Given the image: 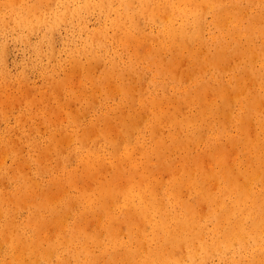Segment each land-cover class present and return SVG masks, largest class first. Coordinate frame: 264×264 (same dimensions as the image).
<instances>
[{
	"label": "bare ground",
	"instance_id": "obj_1",
	"mask_svg": "<svg viewBox=\"0 0 264 264\" xmlns=\"http://www.w3.org/2000/svg\"><path fill=\"white\" fill-rule=\"evenodd\" d=\"M211 1L212 0L0 1V34L4 35L7 30H12L15 32L17 39L27 41V43L32 46V50L36 56L45 55L47 53L49 58H53V60L57 56V52L54 50V44L52 45L55 31L63 23L73 24L75 22H77L81 28L86 29L88 26L86 22V13L96 10L97 13L101 15V24L99 27L97 26L96 29L94 28V34L90 36L91 42L89 43L91 46L82 45L76 50L69 51L68 56L70 59H73L71 61L72 71L76 70L78 73L82 72L83 76H81V74L77 75L81 76L83 79H81L82 81L79 80L80 77L74 79L76 81L78 80L77 82L80 81L81 85L79 86H82L80 91H84L83 86H85L86 80H89L92 86L90 87L92 88L90 91L96 88L97 91L99 90L101 92V96L98 95L100 96L98 99L99 104L105 103V109L101 110L97 114V117L93 121H90V124L86 128L79 127L80 120L77 116L79 113L76 114L74 109L73 112H67L70 122L75 128L69 131L67 128H63L65 131L64 134L61 130V133L58 131V134L60 136L63 134L62 139L64 138V143L62 144L65 145V148L62 147L64 150L66 149L67 156L72 154L74 159L72 162L73 164L64 161L62 155L59 154L62 151L61 149H63L61 148L62 144L60 143L61 140L59 135H57L59 138L56 137L60 141L53 135H50L47 144L46 140H32L31 148L37 152V156L32 157L30 153L27 159L16 161L18 174L14 173L15 177H12V183L16 190L15 193L17 197L13 198L14 195L12 198L13 200H17L16 204L21 200L24 201L29 206V212L26 220L18 228L17 225L14 224L15 221L13 223L12 220L16 215L13 212L14 216L11 214L13 217H10V221L12 222L6 221V226L2 228L0 233V247L3 245L4 249L0 248V264H208V262H212L214 259L217 261L213 264H225L227 261H224L228 257L230 259L242 258V260L248 257V259L250 258L249 264H257L255 261L262 259V264H264V149H262L264 147H262V143L259 141L260 139L258 140L259 135L256 139H250L247 132L248 127L251 125H248V120L250 121L252 118L249 119V116L252 115L256 119V124L260 127L261 132L259 131V133L264 135V23L260 20L264 12L261 15L259 11H254L252 15H248V17L250 16L249 18L245 17L246 20L248 19L247 22H245V20H243L245 15L243 11H245L248 6L246 8L244 5L243 8V0H226L222 5H215ZM249 1H247V5L251 4L252 6V4H255L254 2L249 3ZM229 2L235 4L238 8L242 7V9H238L236 15H234V13H236L234 10V13L230 14L231 9L228 12L227 8ZM209 7L211 9H217L216 15L214 16L216 17V22L220 20V22L229 21L230 23L228 22L229 24L223 28L220 27L219 33L208 37L213 40V43L211 41L210 44L215 46L211 51L208 50L210 51L208 56H211L208 60L209 63L207 64L206 61V64L203 66L201 64V66H197L185 74L183 73L184 78L187 76L189 80L188 84H184L183 86V80L185 81L186 78L182 80V75L179 77L177 76L178 74L176 73L178 70H181V68H177L178 70L175 71L176 69L174 67L179 66L175 64L177 61L175 58L181 57L182 59H179V61L183 62V49L187 50L190 55L188 57H190L191 60L195 61V58L198 57L197 52L199 51L196 52L198 48L193 49L197 44L193 45V47L191 44L196 40L201 44L206 36H204L203 27L206 25L205 13L208 11ZM232 7L233 9L235 8V6L231 5V8ZM250 8L249 11L251 13L253 10ZM223 23L227 24L225 22ZM145 25H147L146 27L148 28H150L151 25L155 27L154 31L149 30L147 32V36H150L148 37L152 42L150 44H153L154 41L157 43L156 48L150 51L151 54L146 52L148 54L146 56L144 52V56H142V54L137 56V59L144 58L142 62H145V64L141 63L140 65L138 64L139 61L131 59L126 60L125 63H119L117 60L118 57L116 56L117 54L111 57L108 50L110 42L112 44V42L114 43L119 39H123L124 44H127V47H129L128 44L131 42V39L136 42L133 38L136 33L140 35L145 32L143 29ZM108 30H113V37H110ZM33 34L38 35V39H41V41H30L29 38ZM144 34H146V32ZM140 37L141 36H136V39ZM142 37L144 39L146 35ZM148 38L146 40L149 41ZM248 40H251L252 44L254 40L255 42L259 40L261 43L256 45L254 42L255 45L252 46L248 45L249 43L251 44L249 41V43L245 44V41L248 42ZM209 41L207 40V42ZM3 42L4 39L0 37L1 48L4 46ZM135 42L133 44L132 42L130 43V45H132L130 50L132 49L134 54L136 53V49L134 48ZM204 45L205 44H203V46ZM224 46H226L225 49H229V52L230 50L232 52L234 51L239 56V61L236 58L238 61L237 63H233L234 58L232 61L230 60L232 66H229L230 64L228 65L225 62L224 65L226 64L225 67H231L230 69L232 72H239L235 74V86L247 90L244 96L241 97L236 88L232 96L226 98L227 95L229 96V94H227L224 97L226 88H230L231 86L229 85V87L227 83V87L224 89V86L221 84L225 91L219 89V94L224 97L226 104L222 106V109L217 108L216 110H212L210 106L209 113L202 110V107L196 112L191 113L184 112V114H178V112L176 114L174 113L175 110L174 112H170L171 110L168 112V110H166L168 107L165 109L164 104L169 101V103H174V107H177L178 104L176 105L175 103L177 101L176 96H181L186 99L188 103L200 100V92L208 81L206 76L207 70L212 80H215L218 84H220L221 81L223 82V74L225 70L228 71L229 69L228 67L224 70L223 60L225 59V61H227L229 60L228 58L231 59L230 56H232H229V52H227L228 58L226 60L225 57H227V55L224 54L225 57L220 55ZM151 47L152 45L149 48ZM202 47L201 50H199L202 51V55H206L204 54L205 47L204 49ZM123 52H125V50ZM164 53H167L168 57H163ZM199 54L201 55V52H199ZM237 54L236 57H238ZM219 55L222 57V63H220L221 65H218V67L217 64L220 61ZM82 58L87 61L86 64L83 63ZM173 59L176 61L174 60V62ZM198 59L200 58L198 57ZM188 60L189 59H187V61ZM101 62L104 65L100 68V74L94 75V68H96V66L98 68L97 63L99 64ZM255 63L258 64L257 68H255ZM177 64L179 63L177 62ZM100 65L101 64H99V66ZM179 67H181V64ZM173 68L175 69V77H177V80H175L173 75L171 76L172 79L169 78L168 81H170V84L167 93L166 84L168 81L164 76L167 77L166 71H172ZM187 69L189 70V67L185 70ZM65 70H67V68ZM67 71L70 72V70ZM67 71H65V73ZM242 71L246 72L248 77H251V80L255 82L256 88H254V90L251 89L252 91H248L246 88L250 82L247 81L246 76L240 75ZM76 72L75 74H77ZM73 73H71L72 76H74ZM66 74V76H62V78H64L61 83L55 86L58 90L59 86L68 85L71 80L72 76H70L71 78H67L68 73ZM144 75H146V77H144ZM233 75L234 73L231 74V76ZM131 77L136 78L135 80H137L138 85L146 81L150 90L148 92L137 91L139 92L138 95L136 96L134 93L135 96L133 97L132 94L135 91L132 90L135 89L131 90L129 84ZM47 78L49 77L47 76ZM68 79L70 80L68 81ZM131 79L133 80V78ZM13 81H15V79H13ZM72 81L73 80H71L70 83ZM76 81L75 83H77ZM212 83L210 82V84ZM72 84L74 85V81ZM142 84L141 86L144 85ZM210 84L208 82L209 86ZM75 86L77 87V85ZM145 86L146 85H144V87ZM43 88L45 89V86ZM212 88L214 89V87H209L211 92ZM24 89H26V87H23V90ZM112 90L114 94L118 96L119 102L117 103L119 104H106L109 98L108 93ZM144 90L146 91V87ZM209 90L207 89L205 91L208 92ZM90 91L89 95H92V100L90 98L86 99L89 105L91 104L94 107L93 96L95 94H90ZM205 91L203 93H205ZM57 92L58 91H56V94H59V92ZM84 92L86 93V91ZM30 93H32V91ZM72 93L73 92L67 93L64 98L67 101H71L73 98H78V100L82 98L85 100L84 95L81 97L78 93L80 96L78 97V95L76 96ZM216 94H218V92ZM37 95H40V93ZM208 95L210 94L207 93V96ZM41 96L43 97L44 94L40 95V98H42ZM47 96L51 98V95L48 93ZM47 96L45 97L47 98ZM112 96L110 97L112 98ZM171 96L176 98L174 102ZM32 97L34 98L33 93ZM45 97H43L42 100L44 99L45 101ZM35 98H37V96ZM61 98H59V100ZM96 98L97 97H95V99ZM34 101H32L33 104L35 103ZM39 102L32 106L36 107ZM204 102L206 103V100ZM123 103H136V109L133 113L121 117L119 115L118 118H120H116V120L118 119L117 124L119 125L120 122L123 128L121 127L122 129L120 131L116 130L118 131L117 134L112 133L113 135H111L109 131L110 127L108 126V124L110 125L112 122L111 120V122L109 121V118L111 119L112 117L110 115L122 109L123 107L121 108V105ZM172 103H170V105ZM182 103L179 102L180 105H183ZM200 104L202 105V103ZM58 105L60 106L61 103ZM70 105L68 104V106ZM185 106L186 104L184 107ZM232 106H237L238 108L235 118H231L234 120L232 123L238 131V135L233 139L236 142H240L241 145L249 147V149H251L249 152L253 153L255 161H248L249 164L243 167L239 164L237 170L235 168L236 171L232 168L234 170L233 172L231 171V167V170L227 167L226 158H224L227 154L226 150L220 149L221 147L223 148V146L219 148L217 146L219 142H217L216 145L213 144L212 141H209L208 150L206 152L202 151L204 152V156L207 155V152L209 153L211 156L210 160L215 166H210L208 169H205L204 159L207 158L203 159L204 162L202 160L204 163L203 167L200 159H198L200 157H194L192 155L193 152L191 153L189 151L190 146L191 144H193V147L197 146L194 145L202 137L203 133H201L202 131L200 132V130H203V128L204 130L206 129V140L219 137L222 132L221 130L226 125L225 120L227 119L223 118V120H219L220 125H217L215 122H212L210 115L213 118H217L220 115L229 117ZM63 107H66V105ZM53 108L55 112V108L57 107ZM82 109L79 111L83 113ZM45 111L47 112V109H45ZM60 111L63 112L64 118L65 111L63 109ZM86 111L88 112L89 110ZM120 111L122 112L123 110ZM128 111L132 112L130 109ZM176 111H180V109H176ZM189 111L190 110H188V112ZM58 112L59 110L57 113H53L52 110L54 115L51 114L54 120L55 114L56 116L57 114L58 116L60 115ZM124 112L126 113L125 109L122 113ZM82 113L79 114L80 117ZM3 116L4 115H2V117ZM60 119L62 120V117ZM134 120L139 123L143 122L142 127H139V123L134 122ZM59 121L60 120L57 122ZM40 123L42 122L40 121ZM250 123H252V121ZM51 124L53 123L51 122ZM163 125H167L169 128L166 135L162 134L163 130L161 131ZM45 127H48V125L45 124ZM165 130H168L166 126L164 132ZM251 130L252 129L249 131ZM48 131L46 132L48 133ZM134 132H136L135 135ZM251 132V134H253V130ZM229 142H227V146H229ZM180 145L186 146L188 150L185 156L181 153V155H183L182 161L179 160L181 156L178 152L179 149L174 151L175 147ZM170 146L174 147L172 148L174 150L170 149ZM245 146L242 148H245ZM6 149L8 151V148ZM6 149L1 150L2 154L6 153ZM186 149H183V151ZM168 150L178 152L180 155L178 156V160L181 161V165H177L176 169L173 168L176 172L181 170V175L184 176L181 179L176 178V174L174 176V169H172L174 170L172 172H167L166 170L167 173L163 172L164 174L166 173L164 175L165 177H163L164 181L161 180L162 175H160L161 177L158 175L159 172L156 173L157 176L156 174L154 175V169L156 170L159 164H162L163 167L167 169L172 164L174 165V161L172 162V160L176 157L174 158L173 155L170 154V151V153L168 152L169 155L167 153ZM196 150L198 156H201V154L203 155L201 151V154H198V149ZM256 150H260L262 154H258ZM46 155H52L56 159H60L57 164H51L50 161H44ZM170 156H172L173 159H171ZM69 157L71 156L69 155ZM67 160L69 162L70 158H67ZM153 160L156 166L154 165L155 167L151 168L150 162H153ZM175 162H177V159ZM32 163L35 165L33 166ZM260 163H262V167ZM243 165H245V162ZM25 166L29 169L28 175H24V171H22V168ZM160 166L161 165H159V167ZM180 166L181 169H179ZM50 167L53 168V171L48 173L46 181L43 182L42 179L39 180L41 174H47ZM159 167L157 169H159ZM30 169H32V171H30ZM160 172L162 173V171ZM168 173H171L169 177L166 176ZM238 175H242L241 181ZM86 179L91 180V185L86 184ZM211 184L215 185L214 189L216 188V190H210L212 188V186L210 187ZM181 185L188 186L189 191L186 188L187 186L183 189L189 192L188 198H185L188 193L187 191H185V197L181 194V188H179ZM183 186L182 188H184ZM3 192L5 191L3 190ZM6 193L7 192H5V195ZM1 197L0 214L4 209V204H9L7 195L5 196L7 199ZM10 200H12L11 197ZM193 200H195L198 205L204 204L202 205L204 209L202 208V210H200L198 208L200 205L197 207V205L193 203ZM201 201L203 203H199ZM24 202H20L21 205L22 203L25 204ZM5 206L8 207V205ZM11 215L9 214V216ZM88 216L94 219V224L90 229H86V225L88 226ZM5 220L6 217L4 221ZM18 223L20 222L17 221V224ZM11 224H13V226ZM10 227L13 228L12 231H18L19 229L21 232H16L13 237H9L8 235L11 232L9 234L7 233L8 235L5 233ZM122 229L124 231H122ZM181 249L182 251L178 254L176 250L180 251ZM247 260L245 259L246 263ZM243 262L241 263L244 264ZM230 264H232V261Z\"/></svg>",
	"mask_w": 264,
	"mask_h": 264
},
{
	"label": "rangeland",
	"instance_id": "obj_2",
	"mask_svg": "<svg viewBox=\"0 0 264 264\" xmlns=\"http://www.w3.org/2000/svg\"><path fill=\"white\" fill-rule=\"evenodd\" d=\"M0 1H2V0H0ZM224 1V2H223ZM247 1H249V0H243V2H244V4H243V8H244V5H245V7L247 8V6H248V8L247 9H245V11H243V13L245 14L244 15V19L243 20H245V22H247V20L245 19V17L246 18H249L248 17V15H252L253 14V12L254 11H259L260 12V14L262 15V13L264 12V4H263V0H261V1H258V0H250L249 1V3H252V2H254L255 4H252V6H251V4H249V5H247ZM213 4H215V5H222V4H224L225 2H226V0H222V2H221V0H215V1H211ZM219 2H221V3H219ZM231 5H233V6H235V8L233 9V7L231 8ZM253 5H255V6H253ZM260 5V6H259ZM230 6V7H229ZM263 6V7H262ZM0 7H1V4H0ZM251 7V8H250ZM227 8H228V12H229V10L232 12L233 10L234 11H236V13H234V11L231 13L230 12V14H233L234 13V15H236L237 14V12H238V9L239 10H241L242 9V7H240V8H238L235 4H232V3H228L227 4ZM249 8L250 9H252L253 11H251V13H250V11H249ZM211 8L209 7V9H208V11L210 10ZM256 9H258V10H256ZM247 10V11H246ZM208 11L205 13L206 15V17H205V20H206V25L203 27V29H204V39H203V42L201 43V44H199L198 42H197V40L196 41H194L191 45H192V47H193V45H195V44H197V45H195V48L193 47V49H196V48H198V49H196V52L197 51H199V52H201V55L199 54V52H197L198 54H197V56L200 58V59H198V57H196L195 58V61L194 60H191L190 59V57H188V56H190L189 55V53L187 52V50H185V49H183V62L181 61H179V59H182L180 56V58H175V59H173V61L175 60L176 61V65H179L180 66V64H181V67H179V66H176V65H173V66H176V67H174L173 68V70L172 71H169V70H167L166 71V73H167V77L166 76H164V78H166L167 79V81L169 80V78H171V76L173 75L174 76V78H175V80H177L176 78L177 77H175L176 76V74H178L177 76L179 77L180 75H182L181 77H182V80H183V78H184V74L185 73H187V72H189V71H191L193 68H196L197 66H201V64H202V66L204 65V64H206L205 62L207 61V64L209 63L208 62V60L210 59V57L211 56H208L209 55V52L215 47L214 45L212 46V44H210L211 43V41H212V43H213V40H211L210 38H208L209 36H211V35H213V34H217V33H219V30H220V27L221 28H223V27H225V26H227L229 23L228 22H226V21H223V22H225V23H227V24H224L223 22H220V20H218L217 22H216V17H214L215 15H216V12H217V9H211L210 11H209V13H208ZM96 12V13H95ZM245 12H247V13H245ZM249 12V13H248ZM89 14V15H88ZM210 15V16H209ZM97 16V17H96ZM100 14H98L97 13V11L96 10H93V11H91V12H88V13H86V22L88 23L87 25V27H86V29L84 28H81L80 27V25L77 23V22H75V23H63L56 31H55V34L53 35V40H52V45L54 46V50L57 52V56L54 58V60H53V58H49V56L47 55V53L45 54V55H38V56H36L35 54H34V52H33V50H32V46L30 45V44H28L27 43V41H22V40H19V39H17L16 38V36H15V32L14 31H12V30H7L5 33H4V35H2V34H0V37L1 38H3L4 39V46L1 48L0 47V153H1V157H0V197L2 196V195H4V196H2L1 198H3V199H7L8 198V202H9V204L8 203H6V204H4V209H3V211L1 212V214H0V233H1V230H2V228H4L5 226H6V221H9V222H12V221H10L11 220V218L10 217H13L14 216V213L16 214L13 218H12V220H13V223H14V221H15V223L14 224H16L17 225V228L26 220V218H27V215H28V212H29V206L24 202V201H19V203L20 202H24L25 204H23L22 203V205H21V203L19 204H16V202H17V200L15 199V200H13V198H15V197H17L16 196V190L14 189V187H13V179H12V177H15L14 176V173H16V174H18L17 173V167H16V161H18V160H20V159H27L28 158V156H29V154L31 153L32 154V157H35V156H37V152L34 150V149H32L31 148V142H32V140L33 141H36V140H39V141H42V140H46V144L48 143V137L50 136V135H53L57 140H59L58 138V136L57 135H59L58 134V131H59V133H61V131H62V133L64 134V130H63V128H67L68 129V131L70 130V129H72V128H75V127H73L72 126V124H71V122H70V119H69V117H68V114H67V112H73V109H74V112L76 113V114H81L82 112H80L79 110L80 109H82L83 107V109H82V111H83V113H82V116L80 117L79 116V114L77 115L78 116V119L80 120L79 121V127H84V128H86V127H88V125L90 124V121H93L96 117H97V114L101 111V110H104L105 109V103L104 104H99V101H98V99L100 98V91L98 90L97 91V89L95 88V90L97 91H95L94 89H93V91L94 92H96V93H94L93 91H90V90H92V88H90V87H92L91 86V83H90V81L88 80H86V83H85V86H83V89H84V91H86V93L84 92V91H80V88H82V86H79V85H81L80 84V81H82L83 79L81 78V76H83L82 75V72H80V73H78V71L76 72V70L75 71H72V69H71V67H72V65H71V61L73 60V59H70V57L68 56V52L69 51H71V50H76V49H78V48H80V46H88V47H90L91 45H90V43L89 42H91V40H90V36L91 35H93L94 34V28L96 29L97 28V26L99 27V25L101 24V19H100ZM263 16H264V13H263ZM263 16H261V19L260 20H262V22L264 23V17ZM99 20H98V19ZM96 22H98V23H96ZM220 22V23H219ZM261 22V21H260ZM261 22V23H262ZM217 23V24H216ZM224 25H222V24ZM70 25V26H69ZM220 25V26H219ZM264 25V24H263ZM76 26V27H75ZM147 25H145L144 26V31L146 32V34H140V35H138V33H136L135 35L137 36V37H139V36H144L145 37V35H146V37L148 38V37H150V36H147L148 35V31L149 30H155V27L154 26H152L151 25V27L150 28H148V27H146ZM64 27V28H63ZM69 27H70V29H69ZM75 27V28H74ZM80 28V29H79ZM69 30V31H68ZM74 31V32H73ZM88 31V32H87ZM109 31V35H110V37H113V35H114V33H113V30H108ZM69 32V33H68ZM72 32V33H71ZM1 33V32H0ZM71 33V34H70ZM78 34H79V36H78ZM67 35H68V37H67ZM133 36V38L136 40V42L135 41H132V39H131V42H132V44L135 42L136 44L134 45V48L136 49L135 50V54H134V52H132V49L130 50V48H132V45H130V43L128 44V46L129 47H127V44L125 45L124 44V42H123V39H119V40H117L116 42H112V44H111V42H110V45H109V52H110V55H111V57H112V55H116L118 58H117V60L119 61V63H125L126 62V60H129V59H131V60H135V61H139V63L138 64H140L141 65V63L142 64H145V62H142L143 60H144V58H138L137 59V56L138 55H140V54H142V56H144V52H145V54H146V56L150 53V51L152 50V49H154V48H156V46H157V43H156V41H154L153 42V44H150V43H152L151 42V39L150 38H148L149 39V41L148 40H146L145 38L143 39V37L141 38H137L136 39V36ZM89 36V37H88ZM70 37V38H69ZM80 39H79V38ZM88 37V38H87ZM39 38V36L38 35H36V34H33V35H31L30 36V38H29V40L30 41H32V42H35V41H37V42H40L41 41V39L39 40L38 39ZM73 38H75V39H73ZM67 39H68V41H69V44H68V41H67ZM87 39V40H86ZM89 39V40H88ZM39 40V41H38ZM207 40L209 41V42H207ZM252 40V39H251ZM251 40H248V42L247 41H245V44H247V43H249V41L251 42V44L249 43L248 45H259L261 42H259V40H256L257 42H255V40H254V42H255V44H254V42H253V44H252V41ZM137 41H138V43H137ZM85 42V43H84ZM142 42H144V43H142ZM206 42H207V44H206ZM209 43V44H208ZM41 44H42V42H41ZM44 44V43H43ZM77 44V45H76ZM79 44V45H78ZM203 44H205L206 46H207V48H206V46L204 45L203 46ZM140 45V46H139ZM152 45V47L151 48H149L150 46ZM191 45H190V47H191ZM199 45V46H198ZM1 46V45H0ZM74 46V47H73ZM111 46V47H110ZM124 46H125V48H124ZM136 46V47H135ZM148 48H147V47ZM204 49V47H205V49H204V54H206V55H202L203 53H202V51H200L201 50V47ZM211 46H212V48H211ZM63 47V48H62ZM112 47H113V49H112ZM191 47V48H192ZM208 47H209V49H208ZM248 47H250V46H248ZM68 48V49H67ZM140 48V49H139ZM146 48V49H145ZM226 48V46H224V48H223V51L221 52V56L223 55L224 56V54L225 55H227L226 53L227 52H229V49H225ZM67 49V50H66ZM112 49V50H111ZM120 49H121V51H120ZM200 49V50H199ZM202 49V50H203ZM125 50V52H123ZM129 50V51H128ZM206 50V51H205ZM208 50H210V51H208ZM114 53H113V52ZM117 51V52H116ZM207 51H208V54H207ZM46 52V51H45ZM101 52H103V51H101ZM121 52V53H120ZM126 52H127V54H126ZM140 52V53H139ZM148 54H147V53ZM234 52V51H233ZM231 50H230V52H229V56L230 55H232V56H230L231 57V59L230 58H228V55H227V57H225L226 58V60H227V58L229 59V60H227V61H225V59L223 60V65H224V62L226 63V64H230L229 66H232L231 65V61L235 58H237L238 59V61H239V56H238V54L236 53V52H234L233 53ZM231 53V54H230ZM151 54V53H150ZM236 54H237V56L238 57H236ZM220 55H219V59H220V61L218 62V64H217V66L218 65H221L220 63H222V61H221V58L223 57H220ZM234 55V56H233ZM120 56V57H119ZM124 56V57H123ZM203 56V57H202ZM131 57V58H130ZM163 57H168V54L167 53H164L163 54ZM185 57H188V58H185ZM206 57V58H205ZM233 57V58H232ZM66 58V59H65ZM49 59V60H48ZM187 59H189L188 61H187ZM198 59V60H197ZM201 59H202V61H201ZM233 60V63H237L238 61H237V59L236 60ZM51 60H52V62H51ZM82 60H83V63L84 64H86V60H84V58H82ZM187 62H185V61ZM231 60V61H230ZM174 61V62H175ZM234 61H236V62H234ZM177 62L179 63V64H177ZM189 62H192V63H189ZM230 62V63H229ZM48 63V64H47ZM186 63V64H185ZM68 64V65H67ZM99 64H101L100 66H99ZM97 63V65H98V68H97V66H96V68H94V75H97V74H100V68L101 67H103V63L101 62V63ZM173 64V63H172ZM184 64V65H183ZM226 64L223 66V68H224V70H225V68L227 69L229 66H227V67H225L226 66ZM70 65V66H69ZM186 65H187V67H189V70L187 69V70H185L187 67H186ZM195 65V66H194ZM235 65V64H234ZM59 66V67H58ZM172 66V67H173ZM191 66H192V68H191ZM194 66V67H193ZM221 66V67H222ZM46 67V68H45ZM50 67V68H49ZM172 67H171V69H172ZM183 67H186V68H183ZM219 67V66H218ZM258 67V64H256L255 63V68H257ZM63 68V69H62ZM67 68V70H70V72H68L67 70H65ZM177 68H181V70H178ZM182 68H183V71H182ZM231 67H229V69H228V71L227 70H225V72H224V74H223V77H222V80H223V82L221 81V83L220 84H218L215 80H212L211 79V75H210V73H209V71L207 70L206 71V76H207V79H208V81H207V83H206V87L204 86L203 87V89L201 90V92H200V95H201V98H200V100L199 101H193V102H191V103H188L187 101H186V99H184V98H182L181 96H176L177 97V101L175 102L176 103V105L178 104V106L177 107H174V103H172V102H170V103H172L171 105H170V103H169V101L166 103V104H164V107H165V109L166 110H168V112L170 111V112H174V110H175V112L174 113H178V114H184V112L185 113H191V112H196L200 107H202L203 109L202 110H204V111H207V113H209V107L211 106V109L212 110H216L217 108L218 109H222V106L223 105H226L225 104V99H224V97L227 95V94H229V96L227 95L226 96V98H228V97H230V96H232V94H234V91H235V89L237 88V91H239L238 93H239V95L242 97V96H244V94L247 92V90H245L244 88L243 89H240V88H238V87H236L235 86V81H236V76H235V74L236 73H239V72H232L231 71V69H230ZM96 69V70H95ZM98 70V71H97ZM177 71V73L175 72V71ZM185 70V71H184ZM65 71H67L66 73H68V77L67 78H69L70 76H72V74L71 73H73V75L74 76H72V78H71V80H73L74 81V85L72 84L73 83V81L70 83V79H68V81H69V83H68V85H62V86H59V90H60V88H61V90L59 91L58 90V88H55V86H58L59 85V83H61V81H62V79L64 78H62V76H66L67 74L65 73ZM231 71V72H230ZM48 72H49V74H48ZM52 72V73H51ZM64 72V73H63ZM75 72L77 73V74H75ZM169 72V73H168ZM176 73V74H175ZM184 73V74H183ZM209 73V74H208ZM234 73V75L233 76H231V74H233ZM62 74H64V75H62ZM79 74H81V76H77V75H79ZM226 74V75H225ZM24 75V76H23ZM240 75H242V76H246L247 77V81H249L250 83L246 86V88L248 89V91H252V90H254V88H256V84H255V82H253L252 80H251V77L249 78L248 77V74L246 73V72H244V71H242V72H240ZM47 76L49 77V78H47ZM75 76H77V77H75ZM170 76V77H169ZM209 76V77H208ZM249 76H251V75H249ZM5 79H4V78ZM53 77H54V80H53ZM58 79H57V78ZM75 77V78H74ZM78 77H80V81L79 82H77L76 80H74V79H76V78H78ZM144 77H146V75H144ZM143 77V78H144ZM23 78H24V80H23ZM47 80H46V79ZM131 78H133V80L135 81H133ZM130 78V82H129V84H130V86H131V90L132 89H135V90H132V91H135V92H133V94H132V96L134 97L135 95H134V93L136 94V96L138 95V93L139 92H137V91H141V92H148L149 90H150V87L147 85V83H146V81H144V79H143V81H144V85H146L145 87H146V91L144 90L145 89V87H144V85L142 84V82H141V84L143 85V86H141V84L140 85H138V83H137V80H135L136 78L135 77H131ZM186 78V79H185ZM184 79H185V81L183 80V83H182V85L184 86V84L185 85H187L188 84V82H189V80L187 79V76L185 77ZM13 79H15V81H13ZM82 79V80H81ZM146 79V78H145ZM166 79H164V80H166ZM172 79V78H171ZM170 79V80H171ZM206 79V80H207ZM224 79H225V82H224ZM235 79V80H234ZM188 80V81H187ZM212 80V81H211ZM19 81V82H18ZM54 81V82H53ZM75 81L77 82V83H75ZM131 81H132V83H131ZM51 82V83H50ZM170 81H168V83L166 84V92L168 93V87H169V83ZM208 82H209V84H210V82L212 83V84H210V86L208 85ZM231 82V83H230ZM45 83V84H44ZM90 83V84H89ZM135 83H136V85H135ZM216 83V84H215ZM226 84V85H224V84ZM227 83H228V86L230 87V88H226L227 87ZM7 84V85H6ZM48 84V85H47ZM53 84V85H52ZM56 84V85H55ZM58 84V85H57ZM72 84V85H71ZM221 84L224 86V89L226 88V91L222 88L223 86H221ZM42 85H43V87L45 86V89L42 87ZM51 85V86H50ZM75 85H77V87L75 86ZM133 85V86H132ZM21 86V87H20ZM49 86H50V89H51V91H50V89H49ZM70 86V87H69ZM72 86H73V88H72ZM211 88V87H214V89L212 88V92L209 90V87ZM20 87V88H19ZM23 87L25 88L26 87V89H24L26 92H27V90H28V92L26 93L24 90H23ZM142 87V88H141ZM252 87V88H251ZM4 88H5V90H4ZM11 88H12V92H11ZM31 88V89H30ZM39 88H41V89H39ZM140 88V89H139ZM206 88V89H205ZM14 89V90H13ZM34 90V92H33V90ZM49 89V90H48ZM89 89V90H88ZM142 89V90H141ZM209 90L208 92H206L205 90ZM216 89V90H215ZM219 89H223L225 92V95H224V97H222V95L221 94H219L220 93V90ZM233 89V90H232ZM240 89V90H239ZM252 89V90H251ZM8 90V91H7ZM20 90V91H19ZM21 90H23V91H21ZM29 90H31L32 91V93H33V95H34V98L37 96V98H40V95H43L44 94V96L43 97H45V96H47V93L48 94H50L51 95V98H50V96H47V98L45 99V101H44V99L42 100V98H40V99H38V100H36L37 98H33L32 97V93H30L31 91H29ZM39 90H41V91H39ZM54 92H53V91ZM75 90H77V91H75ZM47 91V92H46ZM56 91H58L59 92V94H56ZM62 91V92H61ZM75 91V92H74ZM79 91V92H78ZM89 91H90V94H95L94 96L95 97H97L96 99H95V97L93 96V101H94V104H95V106L93 107L91 104L89 105V103L87 102V99L88 98H90L91 100H92V95H89ZM205 91V93H203ZM228 91V92H227ZM240 91H242V92H240ZM46 94H45V93ZM49 92H51V93H49ZM57 92V93H58ZM61 92V93H60ZM69 92H73L72 94L73 95H78V97H83L82 95H84L85 96V100L84 99H80V100H78V98H73V100L71 99V101L69 100V101H67L64 97L67 95V93H69ZM76 92H78L79 94H80V96H79V94L78 93H76ZM81 92V93H80ZM93 92V93H92ZM108 92H110V91H108ZM113 94H112V93ZM110 93H108L109 94V98L107 99V101H106V104H112V105H116V104H119V103H117V102H119V100H118V96L116 95V94H114V92H113V90L111 91ZM214 92V93H213ZM218 92V94H216ZM231 92V93H230ZM22 93H23V95H22ZM40 93V95H37V94H39ZM42 93V94H41ZM84 93V94H83ZM98 93V94H97ZM132 93V92H131ZM202 93V94H201ZM207 93H209L210 95H212V96H210V95H208L207 96ZM242 93V94H241ZM56 94V95H55ZM86 94V95H85ZM113 96H112V95ZM231 94V95H230ZM61 95V96H60ZM98 95H100V96H98ZM204 95H205V97H204ZM217 97H216V96ZM89 96V97H88ZM110 96H112V98L110 97ZM214 96V97H213ZM62 97V98H61ZM116 97V98H115ZM172 97V96H171ZM209 97V98H208ZM213 97V98H212ZM24 98V99H23ZM29 98V99H28ZM32 98H33V100H32ZM57 98H58V100H59V98H61L59 101L57 100ZM87 98V99H86ZM175 97L173 96L171 99H173V102L176 100V98L174 99ZM178 98H180V99H178ZM207 98H208V100H207ZM212 98V99H211ZM184 99V100H183ZM206 100V103L204 102L205 100ZM210 99H211V101H210ZM35 100V101H34ZM41 100H42V102H41ZM118 100V101H117ZM179 100H181V101H179ZM32 101H34L35 103H37V102H39L38 103V105L35 107V106H32V105H36L35 103L33 104L32 103ZM49 101H54L53 103L52 102H49ZM72 101H73V103H72ZM97 103H96V102ZM210 101V102H209ZM49 102V103H48ZM65 102V103H64ZM79 102V103H78ZM82 102V103H81ZM179 102H183L182 104L183 105H180L179 104ZM61 103V105L59 106L58 104H60ZM64 103V104H63ZM72 103V104H71ZM75 103V104H74ZM188 103V104H187ZM200 103H202V105L200 104ZM42 104H44V105H42ZM46 104H48V105H46ZM54 104V105H53ZM68 104L71 106V108H70V106H68ZM126 104V105H125ZM129 104V105H128ZM134 104V105H133ZM136 103H123L122 105H121V108L122 109H120V110H123L124 111V109L126 110V113L124 112V113H122L120 110L119 111H117V112H115V113H113V114H111L110 116H112L111 117V119L109 118V121L111 122H109L110 123V125L108 124V126L110 127V129L112 128V127H116V128H112L111 130L109 129V131H110V134L111 135H113L112 133H114V134H117L118 133V131H120L122 128H123V125L119 122V125L117 124V122H118V119L121 117V116H126L127 114H129V113H133V111H135V109H136V105H135ZM169 104V105H168ZM186 104V106L184 107V105ZM40 105V106H39ZM56 105V106H55ZM64 105H66V107H63ZM100 105V106H99ZM124 105V106H123ZM201 105V106H200ZM49 106H50V108H49ZM172 106V107H171ZM53 107H57V108H55L56 109V111L54 112V108ZM73 107H75V108H73ZM85 107H87V108H89V109H87V108H85ZM126 107V108H125ZM133 108V110H132V108ZM171 107V108H170ZM182 108V110H181V108ZM184 107V108H183ZM35 108V109H34ZM59 108H61V109H59ZM45 109H47V112L45 111ZM64 110L65 111V113H64V118H63V112L62 111H60V110ZM66 109V110H65ZM72 109V110H71ZM75 109H77V110H75ZM131 110L132 112H129L128 110ZM176 109L177 110H179L180 109V111H176ZM185 109V110H184ZM187 109V110H186ZM195 109V110H194ZM34 110V111H33ZM50 110V111H49ZM52 110H53V113H57V111L59 110V116H58V114H57V116H56V114H55V116H54V118H55V120L53 119V113H52ZM86 110H89L88 112L86 111ZM188 110H190L189 112H188ZM237 110H238V108H237V106H232V108H231V113H230V115H229V117H225V116H223V115H220L219 117H217V118H213L211 115H210V119L212 120V122H215L217 125H220V121L221 120H223V118H225V119H227V120H225V122H226V127L224 126V128L221 130L222 132H223V134H222V132H221V135L219 136V137H216V138H213V139H210V140H206V129L204 130V128H203V130L201 129L200 130V132L201 133H203L202 134V137L199 139V141L198 142H196V144L194 145V146H196V147H193V144H191V146L193 147V149H194V151H193V149H192V147L190 146V149H189V151L192 153V155L194 156V157H200V158H198V159H200V161H201V163H202V165H203V167H204V163H205V166L206 167H204L205 169H208L210 166H215L213 163H212V161L210 160V155H209V153L207 152V155L209 156H204V152H206L207 150H208V144L212 141V143L213 144H216L217 145V142H219L218 143V147L220 148L221 146H223V148L221 147L220 149H222V150H226V155L224 156V158H226V164H227V167L230 169V167H231V169L233 168L234 170H235V168H236V170H237V166L240 164V165H242L241 167H243V166H247V164H249V162H254L255 161V156H253V153H251V152H249V151H251V149H249V147H246L245 145H241V143L240 142H236L233 138L234 137H236L237 135H238V131H237V129L235 128V126H234V124L232 123L234 120V118H235V116H236V113H237ZM96 111V112H95ZM182 111V112H181ZM46 112V113H45ZM50 112V113H49ZM61 112V113H60ZM87 112V113H86ZM121 112V113H120ZM128 112V113H127ZM263 112V111H262ZM34 113V114H33ZM41 113V114H40ZM48 113V114H47ZM53 115H52V114ZM86 113V114H85ZM75 114V115H76ZM91 114V115H90ZM122 114V115H121ZM232 114V115H231ZM2 115H4L3 117H2ZM31 115V116H30ZM62 115V116H61ZM120 115V117L118 118V116ZM35 116V117H34ZM39 116H40V118H39ZM48 116H49V118H48ZM50 116H51V118H50ZM66 116V117H65ZM56 117H57V119L58 120H60L59 122H57L58 120L56 119ZM58 117H62V120L60 119V118H58ZM252 117V118H251ZM82 118V119H81ZM88 120H87V119ZM116 118H118L117 120H116ZM231 118H233V119H231ZM251 118V119H250ZM22 119H23V121H22ZM54 120V122H53V120ZM64 119V120H63ZM92 119V120H91ZM249 119H250V121L248 120V125H250L249 127H248V136H249V138L251 139V138H253V139H256L257 138V136H258V140L259 141H261V143H262V147H264V135L261 133H259V131H260V127H259V125L258 124H256L257 122H255L256 121V119L252 116V115H250L249 116ZM57 120V121H56ZM82 120V121H81ZM220 120V121H219ZM23 122V124H22V122ZM40 121L42 122V123H40ZM89 121V122H88ZM252 121V123H250ZM254 121V122H253ZM19 122H21V123H19ZM51 122L53 123V124H51ZM82 122V123H81ZM134 122H137V121H135L134 120ZM25 123V124H24ZM42 124V125H40V124ZM50 123V124H49ZM137 123H139V122H137ZM229 123H230V128H229ZM254 123V124H253ZM45 124L46 125H48V127H45ZM62 124V125H61ZM115 124H117V125H115ZM24 125H26V126H24ZM50 125V126H49ZM52 125H54V126H52ZM139 127H142V125H143V122H140L139 124ZM165 126H166V129H168V130H165V132H164V129H165ZM163 125L162 126V128H161V131H162V134L163 135H166L167 133H168V131H169V128H168V126L167 125ZM109 127H107V128H109ZM122 127V128H121ZM163 127H164V129H163ZM251 127V128H250ZM46 128V129H45ZM49 128V129H48ZM55 128V129H54ZM227 128V129H226ZM252 129L253 130V134H251L252 132V130L251 131H249L250 129ZM229 129V130H228ZM232 129V130H231ZM49 130V131H48ZM61 130V131H60ZM113 130V131H112ZM114 130H115V132H114ZM116 130H118V131H116ZM46 131H48V133L46 132ZM231 131H233V132H231ZM56 132V133H55ZM261 132V131H260ZM54 133H55V135H54ZM45 134V135H44ZM62 134V135H63ZM136 134V132H134V135ZM225 134V135H224ZM250 134H251V136H250ZM256 134V135H255ZM60 136V140L62 141H60V143L62 144V143H64V138L62 139V137L63 136ZM205 135V136H204ZM34 136V137H33ZM44 136V137H43ZM58 138H57V137ZM221 137H222V139H221ZM202 139V140H201ZM167 140H168V142H169V139L167 138ZM201 140V141H200ZM58 141V142H59ZM210 141V142H209ZM230 141V142H229ZM199 142H200V145H199ZM227 142H229V146H227L228 145V143ZM59 143V144H60ZM231 143V144H230ZM60 144V145H61ZM220 145V146H219ZM8 146V147H7ZM65 146V145H61V148H63V147ZM172 146V145H171ZM170 146V147H171ZM202 148H201V147ZM235 146H237V147H235ZM245 146V148H242V147H244ZM4 147H6V148H8V151H7V149L6 148H4ZM169 147V148H170ZM200 147V148H199ZM225 147V148H224ZM228 147V148H227ZM234 147V148H233ZM6 149V153H4V154H2V151L1 150H3V149ZM65 148V147H64ZM64 148L63 149H61L62 151L59 153L60 155H62V158L64 159V161H66L67 163H71V164H73L72 162H73V157H72V154H69L71 157H69V155L67 156L66 155V149L64 150ZM172 148H174V147H171L170 149H172ZM177 148V149H176ZM181 148V149H180ZM179 149V150H178ZM183 149H186V146H184V145H180V146H178V147H175V150L174 149H172V150H174V151H177L178 150V152L180 153V155H181V153L185 156L186 155V153H188V150L186 149V150H184L183 151ZM196 149H198V154H201V153H203V155L201 154V156H198L197 155V150ZM204 149H206V150H204ZM219 149V150H220ZM236 149H238V150H236ZM245 149V150H244ZM262 149H264V148H262ZM172 150H168L167 151V153L169 152L170 154H172L173 155V157L175 158L174 160H172V162L174 163V165L172 164L168 169H170V170H168L166 167H163V165L162 164H159V165H161L160 167H159V165L157 166V168L159 167V169H157L156 168V170L154 169V175L157 173V172H159L158 173V175L160 176V175H162V181H164V178L163 177H165L164 175L167 173V172H169V171H174L176 168H177V165L179 166V165H181V159H183V155H179V153L178 152H174V151H172ZM204 152H203V151ZM221 150V151H222ZM224 150V151H225ZM182 151V152H181ZM196 151V152H195ZM200 151H201V153H200ZM256 151H258L257 153L258 154H262V152H260V150H256ZM168 153V154H169ZM196 153V154H195ZM225 153V152H224ZM223 153V154H224ZM169 154V155H170ZM177 154V155H176ZM247 156H246V155ZM252 154V155H251ZM3 155V156H2ZM242 155H244V156H242ZM49 158H48V157ZM178 156H180V159H179V157ZM202 156H204L203 158H201ZM240 156V157H239ZM173 157L172 156H170V158L171 159H173ZM182 157V158H181ZM49 160H48V159ZM54 156H52V155H46V157H45V159H47V160H45L44 159V161L45 162H49L50 161V163L51 164H57V162H58V160L60 159V158H55ZM67 158L69 159L70 158V160H69V162H68V160H67ZM185 158V157H184ZM204 158H207V159H204ZM227 158H230V159H227ZM52 159V160H51ZM66 159V160H65ZM177 159V162H175V160ZM181 160V161H179V160ZM205 160V162H204V160ZM240 159V160H239ZM248 159V160H247ZM202 160H203V162H202ZM210 162H209V161ZM228 160V161H227ZM247 160V161H246ZM54 163H53V162ZM56 161V162H55ZM152 161V160H151ZM239 161V162H238ZM249 161V162H248ZM158 162V161H157ZM157 162H155V163H157ZM160 162V161H159ZM231 164H229V163ZM244 162H245V165H243L244 164ZM248 162V163H247ZM177 163V164H176ZM179 163V164H178ZM208 163V164H207ZM5 164V165H4ZM150 167L152 168V167H155L156 165L154 164V160H153V162H150ZM32 165L34 166L35 164L34 163H32ZM155 165V166H154ZM260 165H261V167H262V163H260ZM234 166H236V167H234ZM175 169H174V168ZM163 168H166V169H163ZM179 168V167H178ZM1 169H3V170H1ZM161 169V170H160ZM172 169H174V170H172ZM179 169H181V166H180V168ZM230 169V170H231ZM231 170V171H233L234 172V170ZM162 171V173L160 172V171ZM164 170V171H163ZM167 172H166V171ZM178 170V169H177ZM235 170V171H236ZM22 171H24V175H28V173H29V169L27 168V166H25V167H23L22 168ZM30 171H32V169H30ZM53 171V168H49V170H48V172H47V174L45 173V174H41V177H39V180H43V182H45L46 181V179L48 178V173H51ZM4 172V173H3ZM163 172H166L165 174L163 173ZM180 173V174H179ZM236 173V172H235ZM173 174H174V176H175V174H176V178H183L184 176L183 175H181V170H178L177 172H176V170H175V172H173ZM169 175H171V173H168L166 176H168L169 177ZM156 176H157V174H156ZM158 176V177H159ZM161 177V176H160ZM160 177H159V179H160ZM238 177H239V180L241 179L242 180V175H238ZM241 177V178H240ZM167 179V178H166ZM240 180V181H241ZM86 181L88 182V183H90V184H88L87 182H86V184L87 185H91V180L89 179H86ZM184 181V180H183ZM120 182H122V181H120ZM184 183V182H183ZM182 186L183 185H181V187H179V188H181L180 190H181V194L183 195V197H185V195H186V192L185 191H187V190H183V189H185V187L187 186V185H184L183 187L184 188H182ZM212 186V188L210 189V190H216V188L214 189V187H215V185L214 184H211L210 185V187ZM187 189H188V186L186 187ZM3 190L5 191V192H7L6 193V195H7V198L5 197L6 195H5V192H3ZM2 191V192H1ZM182 191H183V193H182ZM188 191H189V189H188ZM187 191V192H188ZM2 193H4V194H2ZM15 195V196H14ZM14 196V197H13ZM10 197H11V199L12 200H10ZM13 197V198H12ZM189 197V192L187 193V195H186V197L185 198H188ZM194 202L193 203H195L196 205H197V207L200 209V210H202V205H204V204H199L198 205V203H196V201L195 200H193ZM199 203H203L202 201L201 202H199ZM5 205H8V207L7 206H5ZM6 207V208H5ZM205 207V206H204ZM9 209V210H8ZM204 209V208H203ZM12 210V211H11ZM12 212V213H11ZM14 212V213H13ZM9 214L11 215V216H9ZM4 215H5V217H6V220L4 221V219H5V217H4ZM89 217V219L87 220V224H88V226L86 225V229H90V228H92V226H93V224H94V219L92 218V217H90V216H88ZM14 218H15V220H14ZM92 218V219H91ZM9 219V220H8ZM17 219V220H16ZM89 220H90V223H89ZM17 221L18 222H20V223H18L17 224ZM91 221H93V222H91ZM92 224V225H91ZM12 226H13V224H11ZM90 225H91V227H90ZM9 229V228H8ZM8 229H7V231H6V233L5 234H9L10 232V234L8 235L9 237L11 236V237H13V235H15L16 234V232L17 233H20L21 231H19V229H18V231L17 230H14V231H12L13 230V228L12 227H10V229H9V231H8ZM87 231H90V230H87ZM122 231H124L123 229H122ZM24 234V233H23ZM25 235V234H24ZM3 246V245H2ZM2 246L0 247L1 249H4V246H3V248H2ZM177 252H178V254L182 251V249L179 251V250H176ZM246 260L248 259V257L247 258H245ZM245 259H243L242 260V258H239V259H230L229 257L228 258H226L225 259V261L224 262H226L227 264H230L231 263V261H232V264H242L241 262H243V261H245ZM236 260H238V261H236ZM260 260V261H259ZM258 261L256 260L255 262H257V264H262V259H259ZM263 260H264V258H263ZM214 261V262H213ZM217 260H212V262L210 261V262H208V264H213V263H215ZM230 261V262H229ZM249 261H250V258L247 260V263H246V261L245 262H243L244 264H249ZM229 262V263H228ZM225 263V264H226ZM264 263V262H263Z\"/></svg>",
	"mask_w": 264,
	"mask_h": 264
}]
</instances>
